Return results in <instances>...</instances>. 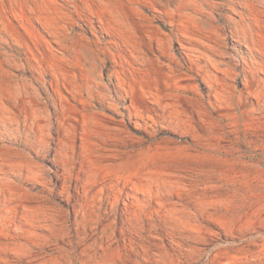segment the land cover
Here are the masks:
<instances>
[{
	"label": "rangeland",
	"instance_id": "rangeland-1",
	"mask_svg": "<svg viewBox=\"0 0 264 264\" xmlns=\"http://www.w3.org/2000/svg\"><path fill=\"white\" fill-rule=\"evenodd\" d=\"M0 264H264V0H0Z\"/></svg>",
	"mask_w": 264,
	"mask_h": 264
}]
</instances>
